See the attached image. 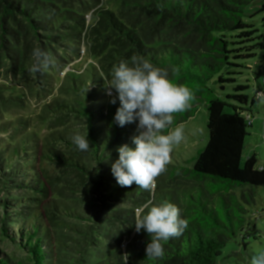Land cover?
Masks as SVG:
<instances>
[{
    "label": "trees",
    "instance_id": "1",
    "mask_svg": "<svg viewBox=\"0 0 264 264\" xmlns=\"http://www.w3.org/2000/svg\"><path fill=\"white\" fill-rule=\"evenodd\" d=\"M119 1L114 9L106 0H0V52L10 49L9 35L19 40V31L26 30L38 44L26 46L24 60L37 48L45 56L53 45L78 51L84 46L92 59L83 73H67L62 86L66 90L44 106L42 121L50 125L45 136L32 130L30 119L16 114L22 106L18 99L6 97L0 89V206L4 211L0 234L27 254L28 264H125V253L127 264H219L229 237L207 223L209 217L225 227L218 212L205 203L204 218H184L181 209L187 229L180 237L162 242L163 258H147L151 237L143 229L136 232L135 216L150 199L158 205L157 191L142 190L135 183L121 187L112 174L118 148L124 144L135 148L132 137L139 134V121L123 127L115 122L120 102L117 95L106 94L105 85L113 66L122 60L131 66L134 55L170 71V80L187 87L193 97L190 108L173 116L184 121L192 117L200 97L207 107L209 138L195 157L193 175L219 182L218 190L264 187V167H257L256 155L242 164L252 125L250 112L256 94L264 92L262 70L255 72L253 97L244 92L248 85L233 87L227 98L235 103L219 98L212 86L236 82L235 76L259 52L264 61V34L246 20L264 12V0L253 12L249 8L256 0ZM10 58L20 59L18 54ZM46 73L43 66L35 71L39 82L48 81ZM75 121L80 130L73 126ZM5 133L8 136L2 138ZM75 134L89 140L88 151L73 144ZM9 188L18 191L20 198H14ZM75 198L88 208H78ZM63 232L75 237L63 240ZM124 237L131 239L122 251ZM0 264L24 262L0 252Z\"/></svg>",
    "mask_w": 264,
    "mask_h": 264
},
{
    "label": "rangeland",
    "instance_id": "2",
    "mask_svg": "<svg viewBox=\"0 0 264 264\" xmlns=\"http://www.w3.org/2000/svg\"><path fill=\"white\" fill-rule=\"evenodd\" d=\"M104 3L116 9L120 1L106 0ZM260 4V0H256L249 10L251 12L255 11ZM263 17L264 12L246 18V20L252 23L255 28H258L260 34H264ZM18 38L19 40L9 35L8 45L10 49L0 52V89L6 97H11L12 100L18 99L22 106L17 108L16 114L30 119L34 125L32 130H36L39 136H45L50 131V125L48 122L42 121L41 115L44 106L54 98H58L66 90V87L63 89L62 86L65 84L64 78L67 73L73 71L78 74L83 73L89 67L92 59L87 57L84 46L78 51L65 46L53 45L50 47L49 53L45 54L50 61L48 66L44 67L48 81L39 82L35 72L31 70L33 63L36 61L33 55L28 54L26 56L29 58L23 59L26 46L35 48L38 41L26 30H20ZM14 54L19 55V61L10 58ZM261 56L262 54L259 52L258 55L246 62V69H243L240 75L235 76L236 82L216 86L212 84L216 95L222 100L235 103L228 99L227 95L233 93L235 85L244 84L249 87L244 92L253 97L256 86L255 72L261 69L264 74V61L261 62ZM168 74L170 79L171 72L168 71ZM260 82L264 83V79L260 78ZM90 88L94 87L90 84ZM111 91L112 95L118 96L115 89ZM105 92L107 94V91ZM196 106L197 110L192 117L184 121L181 117L173 116V120H177L178 123L172 124L164 130L163 134H167L176 126L183 125L184 139L174 146L171 153V163L166 166V171L159 176V182H156V202L158 204L164 201L173 203L180 211L181 209L184 211L182 214H188H185L184 218L190 220L197 216L200 218L207 217V214L202 211L203 203L207 204L208 208L218 212V217L224 222L225 227L213 222L209 217H207V223L209 222L216 229L219 228L218 230H222L229 237L222 255L217 259L218 263L251 264L253 256L264 253V187L242 186L233 187L229 190H218L222 186L219 182L200 179L193 175L192 169L195 157L198 151L207 144L209 138L205 99L200 97ZM227 109L232 110L230 107H227ZM250 113L252 114V125L248 127L249 134L245 140L242 164L249 156L255 154L257 167L262 168L264 167V103L257 101ZM79 125L77 121L73 124L77 130L81 129ZM1 136L5 138L8 133ZM9 186L12 187V185ZM10 190L14 198L19 197L18 191ZM251 192L254 193L253 199ZM0 198H2V194ZM225 198L228 202L225 201ZM75 201L79 202L78 208L81 210L88 208V204L86 205L80 198H75ZM95 204L101 203L97 202ZM189 213L194 214L190 215ZM3 214L4 211L0 206V222ZM66 219L71 220V222H83L82 219L72 217ZM12 220H15V218H12ZM3 222L5 221L3 220ZM13 229H16V225L13 226ZM63 234L66 236L63 240H66L69 236L75 237V235L68 232H63ZM124 238L122 245L119 247L122 251H125L126 245L131 239V237L130 239ZM0 252L13 261L20 260L24 264H28L27 254L16 243L11 242L1 234Z\"/></svg>",
    "mask_w": 264,
    "mask_h": 264
},
{
    "label": "clouds",
    "instance_id": "3",
    "mask_svg": "<svg viewBox=\"0 0 264 264\" xmlns=\"http://www.w3.org/2000/svg\"><path fill=\"white\" fill-rule=\"evenodd\" d=\"M36 63L32 71L47 67L48 57L37 48L33 51ZM112 78L106 83V91L112 95V89L118 94L120 107L114 120L123 127L138 119V135L132 137L135 148L124 144L118 148L119 157L112 163L111 171L121 187H130L135 183L140 189L152 192L156 188V179L166 171L171 163V153L175 145L184 139L183 125H178L167 134L164 130L173 123V114L184 112L191 107V91L182 85L174 84L168 78V71L154 66L148 59L131 57V66L120 61L113 66ZM256 99L264 103V92H258ZM111 103H116L112 99ZM80 151H88L90 142L84 136L71 137ZM147 209V212L145 210ZM188 227L187 219L181 218L180 209L168 201L154 205L150 199L136 210L135 230H145L151 237L147 244L146 255L149 259L163 258L165 249L162 242L180 237ZM127 264L128 254L123 255ZM251 264H264V253L255 255Z\"/></svg>",
    "mask_w": 264,
    "mask_h": 264
}]
</instances>
